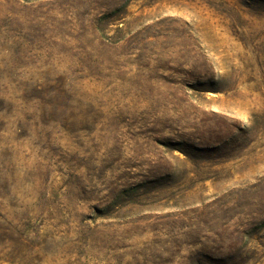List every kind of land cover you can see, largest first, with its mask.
Wrapping results in <instances>:
<instances>
[{
  "label": "rangeland",
  "instance_id": "374dc122",
  "mask_svg": "<svg viewBox=\"0 0 264 264\" xmlns=\"http://www.w3.org/2000/svg\"><path fill=\"white\" fill-rule=\"evenodd\" d=\"M0 264H264V0H0Z\"/></svg>",
  "mask_w": 264,
  "mask_h": 264
}]
</instances>
